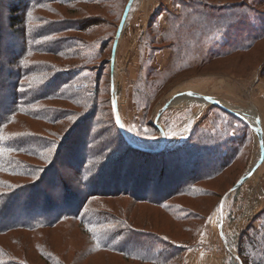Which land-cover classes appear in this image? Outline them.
<instances>
[{"label": "rangeland", "instance_id": "374dc122", "mask_svg": "<svg viewBox=\"0 0 264 264\" xmlns=\"http://www.w3.org/2000/svg\"><path fill=\"white\" fill-rule=\"evenodd\" d=\"M20 1L0 0L4 74H15L12 63L23 46V33L8 24L9 6ZM126 1L55 3L56 11L34 12L57 23L50 37L58 41L61 55L32 59L49 61L69 72L73 81L57 86L61 94L33 107L59 110L62 120L55 124L11 114L16 112L12 81L0 86V112L13 115L2 134L29 132L42 140L34 141L32 155L17 156L29 174L0 172V193L9 196L49 170L37 188L50 202L39 214L44 225L70 210H82L85 216H62L52 226L0 235V262L47 264L48 258L54 264H264V239L256 235L264 234V159L250 179L231 191L261 157L257 118L264 140V0H134L112 74L114 39ZM31 21L29 25H40ZM70 23L76 29H66ZM92 25L97 26L81 30ZM188 91L212 96L247 120L179 96L158 121L167 149L174 152L165 157L127 153L125 134L136 145L160 148L156 118L168 101ZM114 101L124 132L116 122ZM63 144L66 149L54 160ZM110 186L130 189L105 194ZM25 190L2 211L7 213L15 203L17 211L9 216L22 214V197L32 192ZM135 191L147 200L135 199ZM155 241L160 245H153ZM124 248L155 252L160 259H129Z\"/></svg>", "mask_w": 264, "mask_h": 264}, {"label": "trees", "instance_id": "16d2710c", "mask_svg": "<svg viewBox=\"0 0 264 264\" xmlns=\"http://www.w3.org/2000/svg\"><path fill=\"white\" fill-rule=\"evenodd\" d=\"M81 2L84 4H101L103 3V0H21L18 3L12 4L9 6L8 13H9V18H8V24L11 30H17L19 29V33H23L22 35V44L23 46L21 49L18 51L17 55L14 57V62L12 63L15 68L16 72L15 74L13 71H9V73H5L0 70V76H5L8 74L7 78L4 80L0 78V86H3L5 82L7 81H12V88L13 94L15 95L14 100L12 101V105L14 107L13 110H16V112L11 113V114H24L27 117L36 119V120H44L46 122H50L51 124H55L60 122L62 120L61 116H58L59 110H57L55 113L50 111L49 109L41 110V109H34V105L36 103L41 102L43 99H51L54 96V94H61V89H57V86L61 88L69 85L73 81V77H71L69 72L65 71L64 73L56 69L49 61H42L38 62L32 59L34 55H44V54H51L52 56H57L61 55L59 52V48L57 46L58 41L55 40L53 37H50V35L54 36L57 32L55 29L56 27V22L49 21L47 17H43L41 15H34L35 10H42L46 12H53L56 11L53 8V4L58 3V4H73ZM129 0H127L124 3V10L128 4ZM200 4V3H196ZM24 11L25 14H24ZM2 17L0 16V22H1ZM36 21L40 25H29V22ZM43 23V24H42ZM42 24V26H41ZM96 24V23H95ZM76 25V24H75ZM97 25H92V26H86L85 28L81 29L82 31H86L90 29L91 27H96ZM66 29H76L73 23H70L69 26H67ZM118 30V29H117ZM1 32V30H0ZM115 40V39H114ZM2 44V40L0 38V47ZM228 44V42H227ZM240 45V44H239ZM237 46V43L236 45ZM242 46V45H241ZM237 51L244 50L242 47L235 48ZM1 56V54H0ZM1 58V57H0ZM15 77V80H11L12 77ZM62 78V79H61ZM61 79V80H60ZM53 87V88H52ZM51 89V90H49ZM59 90V92H58ZM58 92V93H55ZM68 92V91H67ZM76 93H78L76 91ZM2 103L0 102V106ZM215 106V105H214ZM217 107V106H215ZM24 110H23V109ZM219 108V107H217ZM219 110H222L224 112H227L231 114V116H235V114L228 112L226 110H223L222 108H219ZM5 115V113H4ZM3 113L0 112V172H5L6 170L11 171V173H25L29 174L30 171L28 168H23L21 164L24 165L23 161L21 159H18L17 156L21 155H32L33 153L36 152V149L34 151V141L38 140L42 141L40 138H35L33 134L27 132L25 134H8V136L2 134V130L4 127L11 123L13 120L10 116L13 117V115H8L4 117ZM237 117V116H236ZM239 119H242L238 116ZM242 121H245L242 119ZM155 128L158 129V127L155 125ZM159 130V129H158ZM75 134L74 132H70V134ZM68 134V136L70 135ZM128 149L126 150L127 153H131L132 151L134 152H140L143 154H148L152 156H157V157H165V154H169L172 151H169L167 149V146L161 150V151H155V152H149V151H143L140 149L135 148L132 146L128 141ZM64 145V146H63ZM60 148H57V156L53 158L54 160H57L60 152L66 149V144H63ZM32 147V148H29ZM152 149V148H151ZM157 148L156 150H158ZM177 151V150H176ZM174 152V151H173ZM172 152V153H173ZM181 152V150L179 151ZM192 164V163H191ZM49 170L46 171L45 173L48 174ZM47 174H44V178L46 177ZM44 178L36 180V182L27 184L26 186L23 187H17L14 190H11V194L7 196L5 193H0V235H5L8 233H11L12 231H17V230H30L34 231L40 228H44L46 226H52L54 223L59 222L63 217H70V218H78L81 217L83 213L82 210H70V212H63L60 213L59 215L55 216L53 218V222L50 224H45L44 221L41 220L43 219L42 216H39V214L42 213V211L46 210V208H49L48 205L50 204L49 201H47L45 198V192L39 191L37 188H39L40 181H46ZM23 187V188H22ZM111 187V186H110ZM130 187H125V190L120 188V186L116 187H111V190H106L107 192H104L105 194H116V193H128ZM21 189H27L28 191H31L30 193H27L24 195L22 203L24 205V212L22 214H18V216L10 217L9 214L13 210H16V206L12 204L9 208L10 211L7 213H4L2 211L4 204L8 202L9 200L11 201H16L17 199H20L21 197L19 196V192ZM30 189V190H29ZM108 189V188H107ZM25 190V191H27ZM37 191V193L35 192ZM36 194H39V196H36ZM138 193V194H137ZM139 192L135 191V194L132 196L135 199L138 200H147L145 198H141V196H138ZM32 199V200H31ZM44 200H46V203H44ZM82 201V200H81ZM154 203H160L159 206H162V202H155L153 200H150ZM42 203V204H41ZM58 210V209H57ZM52 211V210H51ZM66 215H62V214ZM17 215V214H15ZM42 215V214H41ZM83 216H85L83 214ZM34 219V220H30ZM84 217L80 219V223L82 227H84ZM88 229H86L87 231ZM256 233L257 236H259V239H264V234ZM94 238V243L98 244V246L101 244L98 243V240L96 237ZM157 240V239H156ZM119 246L121 245L120 242L118 244ZM153 245H160L157 241H155V244ZM103 245L100 247L102 248ZM2 249L0 247V256ZM122 251V250H121ZM125 254L124 256L127 258H134L138 259L141 261H147V262H153V263H158L160 259V255L155 254V252H132L129 249L124 248L123 251ZM145 253V254H144ZM149 253V254H148ZM153 253V254H152ZM242 255V253H240ZM51 256V255H47ZM45 257V256H43ZM47 261V264H54L52 259L45 258ZM4 262H7L9 264H22L20 262L14 261V260H4ZM0 264H2L0 262ZM27 264V263H26ZM59 264H64V262L59 261ZM256 264H263L262 261L256 262Z\"/></svg>", "mask_w": 264, "mask_h": 264}, {"label": "water", "instance_id": "95a60500", "mask_svg": "<svg viewBox=\"0 0 264 264\" xmlns=\"http://www.w3.org/2000/svg\"><path fill=\"white\" fill-rule=\"evenodd\" d=\"M134 0H129L126 8H125V11H124V14L122 16V20H121V23L118 27V30H117V33H116V37H115V40H114V45H113V50H112V56H111V72L113 74V71H114V65H115V55H116V51H117V45H118V42H119V39H120V36H121V33L123 31V28H124V25L126 23V20H127V17L129 15V12H130V9L132 7V4H133ZM112 79H113V75H112ZM188 96L190 99H196V100H199L201 102H204L205 104H212V105H215L219 108H222L223 110H226L228 112H231L239 117H242V115H240L239 113H237L236 111H234L232 108H229L227 106H225L224 104H222L221 101L213 98L212 96H207V95H202V94H199V93H196V92H191V91H188V92H184L182 94H179L177 95L175 98H173L172 100L168 101L165 106L160 110L157 118H156V126L158 127V129L160 130L161 132V135H162V139H163V142H162V145L160 146V148L158 150L156 149H150V148H145V147H142V146H139V145H136L135 143H132L131 141H129L127 135L125 134V139L132 145L134 146L135 148L137 149H140V150H143V151H149V152H155V151H161L163 150L166 146H167V135L165 133V131L161 128V126L158 124V121L160 119V116L161 114L167 110L169 107L173 106L174 105V101L177 97L179 96ZM113 109L115 111L116 114H118V110L116 108V104H115V101L113 102ZM245 120H247L245 117H243ZM256 122H257V127L254 128V130L256 131L257 135H258V138H259V142H260V148H261V157L260 159L252 166V168H250V170L237 182V184L232 188L231 191H234V190H237L238 188H240L248 179L251 178V176L253 175V173L258 169V167L261 165V163L263 162V159H264V140H263V133H262V129L260 128V120H258V118L256 119ZM119 128L124 132L123 130V127L121 126L120 123H117Z\"/></svg>", "mask_w": 264, "mask_h": 264}, {"label": "snow or ice", "instance_id": "6c2138e0", "mask_svg": "<svg viewBox=\"0 0 264 264\" xmlns=\"http://www.w3.org/2000/svg\"><path fill=\"white\" fill-rule=\"evenodd\" d=\"M116 122H117V123H120V124H121V126L123 127V124L121 123V119H120V116H119V114H117V116H116ZM52 151H53V149H52V148H49V149H47V152H48L49 154H51V153H52Z\"/></svg>", "mask_w": 264, "mask_h": 264}, {"label": "bare ground", "instance_id": "6f19581e", "mask_svg": "<svg viewBox=\"0 0 264 264\" xmlns=\"http://www.w3.org/2000/svg\"><path fill=\"white\" fill-rule=\"evenodd\" d=\"M182 98H184V99H185V98H186V99H190L188 96H184V97H182ZM182 98H181L180 100H183Z\"/></svg>", "mask_w": 264, "mask_h": 264}]
</instances>
